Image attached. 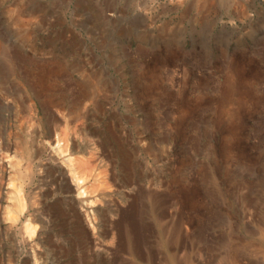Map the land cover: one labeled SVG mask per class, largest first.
I'll list each match as a JSON object with an SVG mask.
<instances>
[{
  "label": "rangeland",
  "instance_id": "374dc122",
  "mask_svg": "<svg viewBox=\"0 0 264 264\" xmlns=\"http://www.w3.org/2000/svg\"><path fill=\"white\" fill-rule=\"evenodd\" d=\"M0 152V264H264V0H0Z\"/></svg>",
  "mask_w": 264,
  "mask_h": 264
},
{
  "label": "bare ground",
  "instance_id": "6f19581e",
  "mask_svg": "<svg viewBox=\"0 0 264 264\" xmlns=\"http://www.w3.org/2000/svg\"><path fill=\"white\" fill-rule=\"evenodd\" d=\"M61 110V109H60ZM56 112V111H55ZM57 114V113H56ZM61 118V117H60ZM77 118V117H76ZM62 119V118H61ZM54 120V119H53ZM56 120V119H55ZM61 121H63V120H61ZM55 123V122H54ZM60 123H62V122H59V125H61ZM53 124V123H52ZM56 125H58L57 123H56ZM50 128H52V127H50ZM63 129V128H62ZM63 131V130H62ZM52 132V131H51ZM57 132V131H56ZM64 132V131H63ZM47 136H49V135H47ZM58 136V135H57ZM57 138V137H56ZM48 139V138H47ZM98 143V142H97ZM100 143V142H99ZM104 143V142H103ZM8 144H10V143H8ZM7 144V145H8ZM17 144V143H16ZM110 144V143H109ZM108 144V145H109ZM114 144V143H113ZM100 145V144H99ZM89 146V145H88ZM92 146V145H91ZM68 147H69V138H68V136H63L62 138H60V139H58V141H57V147L56 148H58L57 150L58 151H60L61 152V154H63V153H66L67 152V150H68ZM75 147V146H74ZM87 147V146H86ZM107 147V146H106ZM88 148V147H87ZM117 148V147H116ZM79 149V148H78ZM100 150H101V148H99ZM107 149H109V148H107ZM80 150V149H79ZM94 150V149H93ZM119 150V149H118ZM3 151V150H2ZM22 150H20V152H21ZM102 151V150H101ZM116 151V150H115ZM7 152V151H6ZM11 152V151H10ZM80 152V151H79ZM104 152V151H103ZM107 151H105V153H106ZM110 152V151H109ZM113 152V151H112ZM1 153V152H0ZM12 153V152H11ZM101 154V153H100ZM86 155V154H85ZM5 156V155H4ZM66 156H64V158H65ZM67 157H68V155H67ZM73 156H71V157H69V159L67 160L66 158L65 159H63V160H67L68 161V165H69V174L67 173V175H68V177L69 178H67V180H68V182H72V183H69V189H74V188H78L77 190H79L78 192L80 193V195L83 197L82 198V200L83 201H87V203H88V205L91 207L90 209H94V207L93 206H95L96 205V203H97V199H95V200H90V198L88 197L89 196V194H90V186L88 187V184H87V180H86V178H84V177H81V176H79L78 175V173L76 172V170L74 169V161H72V158ZM96 157V156H95ZM100 157V156H99ZM98 157V158H99ZM7 158H9V157H7ZM61 159V160H62ZM88 159H90V158H88ZM107 159V158H106ZM75 160V159H74ZM79 160H80V158H79ZM108 160V159H107ZM76 161V160H75ZM92 162H94V161H92ZM115 162V161H114ZM2 163V162H1ZM50 163V162H49ZM78 163V162H77ZM105 163H107V162H104V164ZM110 163V162H109ZM111 163H113V162H111ZM51 164V163H50ZM83 164V163H82ZM99 164V163H98ZM103 164V165H104ZM5 165V164H4ZM47 165V164H46ZM59 165V164H58ZM63 165V164H62ZM80 165H81V161H80ZM84 165V164H83ZM85 165H87V164H85ZM93 165V164H92ZM123 165V164H122ZM89 167H91L90 165H88ZM113 166V165H112ZM115 166V165H114ZM125 166V165H124ZM54 167V166H53ZM53 167H52V169H53ZM81 167V166H80ZM87 167V166H86ZM85 167V168H86ZM89 167L88 168H86V169H89ZM108 168H110V167H108ZM8 169V168H7ZM45 169V168H44ZM77 169V168H76ZM117 169V168H116ZM57 170V169H56ZM83 170H85V169H83ZM128 170V169H127ZM54 171V170H53ZM60 171H61V169H60ZM98 171V170H97ZM106 171V170H105ZM55 172V171H54ZM58 172H59V170H58ZM79 172V171H78ZM110 172H112V171H110ZM3 173V172H2ZM83 173V172H82ZM97 173V172H96ZM106 173V172H105ZM118 173V172H117ZM128 173V172H127ZM6 174V173H5ZM48 174V173H47ZM58 174V173H57ZM94 174V173H93ZM99 174V173H98ZM125 174V173H124ZM46 175V174H45ZM108 175V174H107ZM106 175V176H107ZM54 176V175H53ZM6 177V176H5ZM60 177V176H59ZM88 177V176H87ZM3 178V177H2ZM7 178V177H6ZM56 178V177H55ZM132 178V177H131ZM110 179V178H109ZM118 179V178H117ZM125 179V178H124ZM128 179V178H127ZM151 179V178H150ZM42 180H44V179H42ZM55 180V179H54ZM99 180V179H98ZM98 180H97V182H98ZM101 180V179H100ZM104 180V179H103ZM115 180V179H114ZM113 180V181H114ZM2 181V180H1ZM91 181H93V180H91ZM105 182V181H104ZM141 182V181H140ZM91 183V182H90ZM99 183V182H98ZM108 183V182H107ZM106 183V184H107ZM114 183V182H113ZM112 183V184H113ZM149 183V182H148ZM152 183V182H151ZM43 184H45V183H43ZM52 184V183H51ZM54 184V183H53ZM52 184V185H53ZM104 184V183H103ZM103 184H101V182H100V185H101V187H102V185ZM115 184H117V183H115ZM131 184H133V183H131ZM123 185H126V184H123ZM136 187H138V189L140 190H142V188H143V186H142V184H140L139 182H137L136 183ZM4 186V185H3ZM115 186V185H114ZM150 186H151V184H150ZM2 187V186H1ZM51 187V186H50ZM103 187H104V185H103ZM65 188V187H64ZM93 188V187H92ZM106 188H108V187H106ZM117 188V187H116ZM67 189V188H66ZM111 189V188H110ZM144 189V188H143ZM20 190V189H19ZM55 190V189H54ZM103 190H104V188H103ZM148 190V189H147ZM156 190H157V188H156ZM55 191H57V190H55ZM132 191V190H131ZM144 191V190H143ZM1 192V191H0ZM63 192V191H62ZM121 192V191H120ZM119 192V193H120ZM125 192V191H124ZM132 192H134V191H132ZM149 194L152 192V190H151V192L150 191H147ZM46 193V192H45ZM54 193V192H53ZM76 194H78L77 193V191H76ZM114 194V193H113ZM116 194V193H115ZM117 195V194H116ZM130 195V194H129ZM138 196H136V201L138 202V199L140 198V197H142V196H144V193L143 192H141V193H139V194H137ZM43 196V195H42ZM51 196V195H50ZM104 196V195H103ZM108 196V195H107ZM106 196V197H107ZM113 196V195H112ZM23 197V196H22ZM67 197V196H66ZM87 197V198H86ZM106 197H104V198H106ZM109 197H111V196H109ZM108 197V198H109ZM45 198V197H44ZM65 198V197H64ZM94 198V197H93ZM95 198H96V196H95ZM26 199V198H25ZM44 200V199H43ZM58 200V199H57ZM72 200H74L75 201V204L78 202L76 199H75V197L73 198L72 197ZM128 200V199H127ZM53 201H55V200H53ZM99 201V200H98ZM18 202V204H19V201H17ZM47 202V201H46ZM104 202V201H103ZM141 202V201H140ZM56 203V202H55ZM79 203V202H78ZM75 204H74V209H75V213H76V215H77V217L78 218H82V217H84L83 216V214L80 212V210H78L77 208H76V206H75ZM51 205V204H50ZM71 205H73V204H71ZM104 205V204H103ZM105 206V205H104ZM120 206V205H119ZM125 206V205H124ZM142 206V205H141ZM45 207H47V206H45ZM112 207V206H111ZM110 207V208H111ZM136 207V206H135ZM17 208H18V206H17ZM53 209H54V207H53ZM56 209V208H55ZM97 209V208H96ZM140 209V208H139ZM43 210V209H42ZM41 209H40V211H42ZM44 210H47V209H44ZM108 210H110V209H108ZM70 211V210H69ZM85 211V210H84ZM111 211V210H110ZM60 212V211H59ZM87 212V211H86ZM96 212V211H95ZM98 212H99V210H98ZM111 212H113V211H111ZM19 213V212H18ZM49 213V212H48ZM52 213H53V211H52ZM71 213V212H70ZM104 213V212H103ZM108 213V212H107ZM117 213V212H116ZM141 213H142V211H141ZM102 214V213H101ZM138 214H139V210H138V208H135L133 211L131 210V211H128V212H126L122 217V220H124L125 221V223H126V225L127 226H129V227H132V228H134L133 230L135 231L136 230V232H139L140 230H142V225H140V223H139V220H138ZM24 215V214H23ZM19 216V215H18ZM52 216V215H51ZM58 216V215H57ZM72 216V215H71ZM99 216V215H98ZM105 216V215H104ZM107 216H108V214H107ZM110 216V215H109ZM49 217V216H48ZM48 217H47V219H48ZM91 217V216H90ZM106 217V216H105ZM28 218V217H27ZM33 218V216L31 217V219ZM88 217H86V219H87ZM100 218V217H99ZM104 218V217H103ZM36 219V218H35ZM95 219V218H94ZM109 219V218H108ZM110 219H113V218H110ZM115 219H116V217H115ZM90 220V219H89ZM84 221V220H83ZM87 221V220H86ZM111 221V220H110ZM114 221V220H113ZM118 221V220H117ZM36 222V221H35ZM59 222V221H58ZM85 222V221H84ZM90 222V221H89ZM30 223H32V222H30ZM56 223V222H55ZM35 224V223H34ZM37 224V223H36ZM50 224V223H49ZM75 224V223H74ZM90 224V223H89ZM38 225V224H37ZM37 225H36V228H37ZM106 225V224H105ZM118 225V224H117ZM51 226H53V224L51 225ZM93 226V225H92ZM101 226V225H100ZM100 226H98V229H99V227ZM108 226V225H107ZM23 227V226H22ZM34 227V226H33ZM39 227V226H38ZM80 227H82V226H80ZM112 227H113V225H112ZM126 227V226H125ZM44 228V227H43ZM68 228V227H67ZM86 228V227H85ZM101 228V227H100ZM32 229V228H31ZM40 229V228H39ZM91 229V228H90ZM33 230V229H32ZM31 230V231H32ZM103 230V229H102ZM111 230V229H110ZM38 231V230H37ZM68 231V230H67ZM71 231V230H70ZM92 231V230H91ZM39 232V231H38ZM48 232H49V230H48ZM77 232V231H76ZM90 232V231H89ZM97 232V231H96ZM31 232H29L28 234H30ZM46 233V232H45ZM61 233H63V232H61ZM66 233V232H65ZM98 233V232H97ZM25 234V233H24ZM81 234H83V233H81ZM103 234V233H102ZM106 234V233H105ZM104 234V235H105ZM121 234H123L122 232H121ZM40 235V234H39ZM38 235V236H39ZM49 235V234H48ZM52 235V234H51ZM88 235V234H87ZM125 235V234H124ZM25 236V235H24ZM35 236V235H34ZM53 236V235H52ZM95 236V235H94ZM126 236V235H125ZM28 238V237H27ZM40 238V237H39ZM49 238V237H48ZM47 238V239H48ZM56 238H57V236H56ZM123 238V237H122ZM121 238V239H122ZM133 238V237H132ZM46 239V238H45ZM99 239H101V238H99ZM134 239V238H133ZM76 240V239H75ZM110 240H112V238L110 239ZM124 240V239H123ZM79 241V240H78ZM130 241V240H129ZM47 242V241H46ZM51 242V241H50ZM55 242V241H54ZM114 242V241H113ZM143 242V241H142ZM36 243V242H35ZM38 243V242H37ZM41 243V242H40ZM86 243V242H85ZM98 243V242H97ZM120 243V242H119ZM131 243V242H130ZM30 244V243H29ZM34 244V243H33ZM56 244V243H55ZM99 244V243H98ZM100 244H101V242H100ZM121 244V243H120ZM137 244V243H136ZM139 244H141V242L139 243ZM32 245V244H31ZM30 245V246H31ZM37 245H39V244H37ZM36 245V246H37ZM75 245V244H74ZM86 245V244H85ZM88 245V244H87ZM35 246V247H36ZM53 246V245H52ZM56 246V245H55ZM80 246V245H79ZM94 246V245H93ZM104 246V245H103ZM33 247V246H32ZM39 247V246H38ZM86 247V246H85ZM98 247V246H97ZM105 247V246H104ZM82 248V247H81ZM53 249V248H52ZM99 249V248H98ZM104 250V249H103ZM110 250V249H109ZM117 250H118V248H117ZM122 250V249H121ZM33 251H35V250H33ZM42 251H43V249H42ZM45 251V250H44ZM90 251V250H89ZM115 251V250H114ZM114 251H112V252H114ZM98 252V251H97ZM108 252V251H107ZM88 253V252H87ZM117 253V252H116ZM133 253V252H132ZM33 254V253H32ZM34 254H35V252H34ZM38 254V253H37ZM110 254V253H109ZM119 255V254H118ZM37 257V256H36ZM41 257V256H40ZM113 259V258H112ZM96 260V259H95ZM117 260V259H116ZM112 261V260H111ZM115 262V261H114ZM118 262V261H117ZM36 263V262H35ZM37 264V263H36Z\"/></svg>",
  "mask_w": 264,
  "mask_h": 264
}]
</instances>
